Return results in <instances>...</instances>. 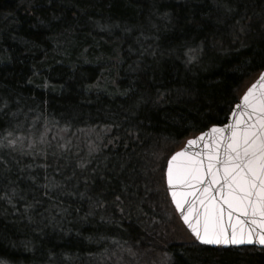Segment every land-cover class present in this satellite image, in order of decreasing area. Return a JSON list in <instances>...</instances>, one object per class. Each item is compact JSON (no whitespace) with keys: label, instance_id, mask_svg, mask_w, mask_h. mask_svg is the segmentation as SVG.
<instances>
[{"label":"trees","instance_id":"obj_1","mask_svg":"<svg viewBox=\"0 0 264 264\" xmlns=\"http://www.w3.org/2000/svg\"><path fill=\"white\" fill-rule=\"evenodd\" d=\"M263 68L264 0H0V264H264L177 238L163 179Z\"/></svg>","mask_w":264,"mask_h":264},{"label":"snow or ice","instance_id":"obj_2","mask_svg":"<svg viewBox=\"0 0 264 264\" xmlns=\"http://www.w3.org/2000/svg\"><path fill=\"white\" fill-rule=\"evenodd\" d=\"M228 119L229 123L213 124L207 132L188 139L185 148L169 157V194L201 244L264 247V71L246 89ZM209 134L205 168L203 157L196 160L185 152ZM216 137H221L219 142ZM174 184L185 191H172ZM199 188L202 193H198ZM246 225H250L247 233Z\"/></svg>","mask_w":264,"mask_h":264},{"label":"water","instance_id":"obj_3","mask_svg":"<svg viewBox=\"0 0 264 264\" xmlns=\"http://www.w3.org/2000/svg\"><path fill=\"white\" fill-rule=\"evenodd\" d=\"M261 71H264V68H263L262 70H260V72H261ZM260 72H259L258 75L254 78V80H253V81H252V82H251V83L245 88V90H244V91L242 92V94L239 96L237 102L233 105V107H234L236 104L239 103L240 97L243 95V93L246 91V89H247V88H248V87H249L254 81L257 80V78H258ZM233 107H232L230 113L228 114V117L232 114ZM228 117H227V119H226V121H225L224 123H222V124H216V125H218V126H222V125H224V124H226V123H229V119H228ZM245 119H246V117H245ZM233 122H234V121H233ZM211 126H212V125H211ZM211 126H209L208 128H206V129H204V130H202V131L207 132V130H208L209 128H211ZM202 131H200V132H202ZM200 132H197L196 134H194V135L189 136L188 138H186L185 141L183 142V144L181 145V147H179L178 149H176L175 151H173V152L167 157L166 162H165V166H164V172H163V175H164V185H165V189H166V192H167L168 198H169V200H170V203H171L172 207L174 208L176 214L178 215L180 221L182 222L183 226L186 228V230L189 232V234L193 237V239H194L197 243H199V244H201V243H200L199 241H197V240L195 239V237L192 235L191 230L188 228V226H187V225L184 223V221L181 219V212H180V211H177L175 205H174L173 202H172V196L169 194V185H168V182H167L166 170H167V167H168V159H169V157H171V156L173 155V153H175V152H177V151H180L181 149L185 148L186 141H187L188 139H195V138L199 135ZM210 137H211V134H209L208 136H206L205 138H203L202 141H198V142H197L196 144H194L193 146L187 148V149H186V152H185V155H186V156H192V157H194L196 160H200V159L203 157V159H204V161H205V168L207 167V148L205 147V145H208V144L210 143ZM220 139H221V137H216V141H217V142H219ZM188 190L191 191L190 189H188ZM172 191L180 192V191H185V189L180 188V187H178L177 185L174 184V185L172 186ZM197 191H198V193H202V192H203V189H202V188H199V189H197ZM209 194L211 195V194H213V193L210 192ZM217 198L219 199V197H217ZM189 199H192V197H189ZM196 203H197V205H198V204H199V200H197ZM184 211H187V209L185 208ZM250 219H251V218H250ZM256 219H259V218L257 217ZM224 221H225V223H227V221H228V217H227V215H225V217H224ZM195 223H196V221L193 220V224H195ZM249 226H250V225H246V226H245V229H244L245 233L248 232V228H249ZM228 231H229V233H231V228H229ZM203 245L210 246V247H216V245H208V244H203ZM246 246H254V247H257V248L264 249V247H261V246H258V245H247V244L242 245V246H239V247H246ZM220 247H222V246H220ZM239 247H232V246H230V247H228V248H239Z\"/></svg>","mask_w":264,"mask_h":264},{"label":"rangeland","instance_id":"obj_4","mask_svg":"<svg viewBox=\"0 0 264 264\" xmlns=\"http://www.w3.org/2000/svg\"><path fill=\"white\" fill-rule=\"evenodd\" d=\"M244 89V86L243 88ZM42 133L45 135L46 131L45 130H56V128H52V126L50 125H45V126H41ZM45 138H43L42 136H36V137H29V138H23L20 136H14L13 138H11L10 141H14V143H12L13 145H16L14 148L16 150H22L25 147H36L38 145H41L40 141H44L45 142ZM170 224L169 227L171 226L170 230L172 231V233L176 234L177 238L179 239H189L188 237V233L186 232L187 230L184 229L183 226H180L182 223L179 221L178 216L175 214L174 211L171 210L170 213V220H169Z\"/></svg>","mask_w":264,"mask_h":264}]
</instances>
